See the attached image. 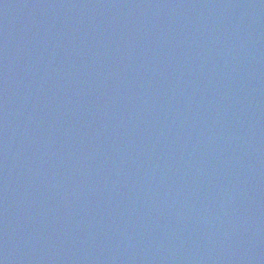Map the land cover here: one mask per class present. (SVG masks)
Listing matches in <instances>:
<instances>
[{"label":"water","instance_id":"1","mask_svg":"<svg viewBox=\"0 0 264 264\" xmlns=\"http://www.w3.org/2000/svg\"><path fill=\"white\" fill-rule=\"evenodd\" d=\"M0 264H264V0H0Z\"/></svg>","mask_w":264,"mask_h":264}]
</instances>
